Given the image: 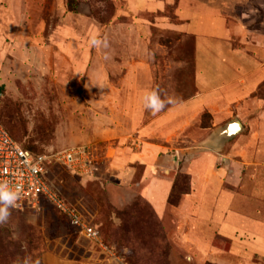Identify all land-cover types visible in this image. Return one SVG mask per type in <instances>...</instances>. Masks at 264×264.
Wrapping results in <instances>:
<instances>
[{
	"label": "rangeland",
	"instance_id": "374dc122",
	"mask_svg": "<svg viewBox=\"0 0 264 264\" xmlns=\"http://www.w3.org/2000/svg\"><path fill=\"white\" fill-rule=\"evenodd\" d=\"M252 2L263 11V3ZM178 3L134 12L127 0H0V121L35 153L89 147L86 172L52 162L48 180L126 264H264V133H253L264 120L251 104L264 99V81L237 97L228 88L223 114L204 107L163 119V165L153 173L166 188L159 203L146 198L152 178L144 165L109 162L116 140L130 130L124 113L132 81H146L151 70L148 90L175 101L160 113L197 93L196 38L174 30L186 22ZM255 20L260 27L263 15ZM93 37L101 44H90ZM152 115L146 109L144 121ZM233 119L242 131L220 148L206 146ZM202 190L219 195L204 222ZM10 211L0 225V264H45L47 256L107 260L50 203Z\"/></svg>",
	"mask_w": 264,
	"mask_h": 264
},
{
	"label": "crops",
	"instance_id": "0c3cea01",
	"mask_svg": "<svg viewBox=\"0 0 264 264\" xmlns=\"http://www.w3.org/2000/svg\"><path fill=\"white\" fill-rule=\"evenodd\" d=\"M256 1L264 5V0ZM169 2L171 3L172 0H167L165 3ZM165 3L163 4L159 0H127V4L134 12H139L142 9L156 12L161 10ZM252 3V0H179L180 20L186 22L179 24L181 26H176L174 30L191 34L196 38L194 64L196 76L193 82L197 93L192 97L168 108L165 112L154 114L148 121H144L146 109L143 95L145 90H148L147 80L152 82L149 75L151 70L150 73L148 70L145 75L146 81L141 79L132 81L128 95L130 104L127 105L124 113L125 117L130 119V130L128 134L116 140L117 147H112V156L108 158L113 167L115 165L126 167L128 163L134 162L144 165L145 175L148 174L150 179L152 178L149 183V193L146 194V198L150 202L152 200L160 201L161 194H165L166 190L163 181L153 174L159 172L163 165L164 146L157 142V140H162L164 135L163 119L169 116L188 117L191 113L204 107L212 115L223 114L227 112L226 104L229 102L227 96L231 97L234 94L237 97L238 93L242 95L261 89L260 84L264 81V9L260 12ZM261 15H263V20L260 27L255 23L251 25L256 21L255 19L260 21ZM228 21L235 25L234 29H228ZM232 38L238 39L241 45L234 47L230 41ZM228 88L233 90L231 95ZM251 104L255 107L254 112L258 111V118L264 120V111L259 110L264 107V99L255 97ZM170 132L172 131L170 130ZM253 133L260 137V134L264 133L263 125H258ZM130 139H133L134 146L130 143ZM135 140L138 141V144L135 143ZM120 147L122 152H120ZM109 152L110 148L107 147L105 156H108ZM208 171L213 170L209 168ZM156 189L157 191L154 193ZM202 191L203 216L201 219L199 217V220L204 222L208 217L209 219L213 217L215 210L211 206L212 200L217 201L219 195ZM193 194L194 191L191 195ZM208 202H210L209 205ZM155 206L158 208L159 204H155ZM157 211L161 212V210ZM194 212L198 213L197 210ZM106 255L108 256L107 260L94 257L55 258L47 256L44 261L45 264H119L108 253Z\"/></svg>",
	"mask_w": 264,
	"mask_h": 264
},
{
	"label": "built area",
	"instance_id": "2783aa9c",
	"mask_svg": "<svg viewBox=\"0 0 264 264\" xmlns=\"http://www.w3.org/2000/svg\"><path fill=\"white\" fill-rule=\"evenodd\" d=\"M89 155L88 146H77L52 154H34L19 145L0 123V181L20 186V197L13 209L24 211L29 207L39 210L46 201L67 217L80 237L108 253L119 264H126L123 257L113 253L102 241L97 226L90 223L80 209L61 197L48 180V168L52 162L65 166L72 173L82 174L90 166Z\"/></svg>",
	"mask_w": 264,
	"mask_h": 264
},
{
	"label": "clouds",
	"instance_id": "9594fccd",
	"mask_svg": "<svg viewBox=\"0 0 264 264\" xmlns=\"http://www.w3.org/2000/svg\"><path fill=\"white\" fill-rule=\"evenodd\" d=\"M90 44L97 46L101 44V41L93 37ZM172 97L162 98L156 89L145 90L143 95V103L145 109L155 114L161 111L166 104L174 103ZM20 197V186L10 185L7 181H0V225H4L8 222L11 215V209L16 206V203Z\"/></svg>",
	"mask_w": 264,
	"mask_h": 264
},
{
	"label": "water",
	"instance_id": "95a60500",
	"mask_svg": "<svg viewBox=\"0 0 264 264\" xmlns=\"http://www.w3.org/2000/svg\"><path fill=\"white\" fill-rule=\"evenodd\" d=\"M242 129V123L237 119H233L212 133L206 142V146L216 149L223 143L233 139Z\"/></svg>",
	"mask_w": 264,
	"mask_h": 264
},
{
	"label": "trees",
	"instance_id": "16d2710c",
	"mask_svg": "<svg viewBox=\"0 0 264 264\" xmlns=\"http://www.w3.org/2000/svg\"><path fill=\"white\" fill-rule=\"evenodd\" d=\"M2 91H3V89L0 87V96H1V94H2ZM0 123L6 128V130L9 132V134L12 136V138L19 144V142L16 140V139H19V138H21L20 137V135L18 134V133H16L15 131H14V129H13V127H10L9 129L0 121ZM20 145V144H19ZM23 148H27L28 150H30L28 147H25V146H22ZM31 152H32V150H30ZM32 153H34V154H39V153H35V152H32ZM186 179H187V177H186ZM172 190H173V188H172ZM171 190V191H172ZM172 193V192H171ZM171 193H170V197H169V202H171V200H170V198H171ZM181 194H187L188 193V190L187 189H185V190H182L181 192H180ZM80 208V207H79ZM13 209V208H12ZM15 210V209H14Z\"/></svg>",
	"mask_w": 264,
	"mask_h": 264
}]
</instances>
